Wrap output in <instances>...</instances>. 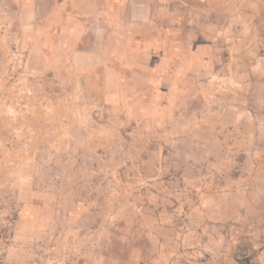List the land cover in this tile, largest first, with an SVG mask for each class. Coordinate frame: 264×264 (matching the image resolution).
Instances as JSON below:
<instances>
[{
    "label": "rangeland",
    "instance_id": "1",
    "mask_svg": "<svg viewBox=\"0 0 264 264\" xmlns=\"http://www.w3.org/2000/svg\"><path fill=\"white\" fill-rule=\"evenodd\" d=\"M157 8L146 60L57 115L12 87L33 31L0 9V264H208L213 234L264 264V220L216 216L264 161V0Z\"/></svg>",
    "mask_w": 264,
    "mask_h": 264
},
{
    "label": "crops",
    "instance_id": "2",
    "mask_svg": "<svg viewBox=\"0 0 264 264\" xmlns=\"http://www.w3.org/2000/svg\"><path fill=\"white\" fill-rule=\"evenodd\" d=\"M161 1L17 0L1 5L2 12L15 14V21L22 28L33 31L23 42L28 51L20 52L29 59L30 70L16 75L23 79L12 87L17 91L50 93L46 101L51 111L57 115L59 109H66L73 114L77 108L71 101L85 91L88 79L92 78L94 90L102 85L105 76L118 79L124 70L134 66L132 63L146 60L148 45L159 44L155 31L147 30L154 28ZM114 83L110 92L123 85ZM254 156L263 157L264 152L256 151ZM256 162L253 161L249 176L243 175L235 182L239 186L246 182L242 194L232 193L226 196L227 202H220L217 222L264 220V161L260 158ZM221 230L218 225L214 233ZM212 237L208 243L219 255L211 256L208 264H233L223 254L224 239L214 234Z\"/></svg>",
    "mask_w": 264,
    "mask_h": 264
}]
</instances>
